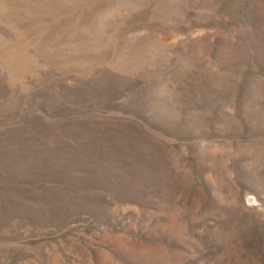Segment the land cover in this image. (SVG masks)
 I'll list each match as a JSON object with an SVG mask.
<instances>
[{"label":"rangeland","instance_id":"1","mask_svg":"<svg viewBox=\"0 0 264 264\" xmlns=\"http://www.w3.org/2000/svg\"><path fill=\"white\" fill-rule=\"evenodd\" d=\"M0 264H264V0H0Z\"/></svg>","mask_w":264,"mask_h":264}]
</instances>
